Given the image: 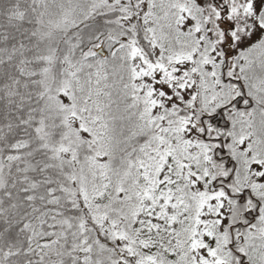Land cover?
I'll return each mask as SVG.
<instances>
[{
  "label": "snow or ice",
  "instance_id": "obj_1",
  "mask_svg": "<svg viewBox=\"0 0 264 264\" xmlns=\"http://www.w3.org/2000/svg\"><path fill=\"white\" fill-rule=\"evenodd\" d=\"M0 264H264V0H0Z\"/></svg>",
  "mask_w": 264,
  "mask_h": 264
}]
</instances>
